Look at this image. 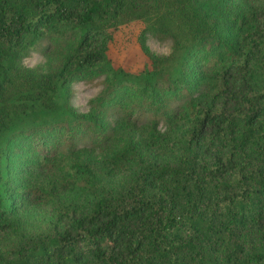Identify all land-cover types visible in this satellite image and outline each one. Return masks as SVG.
I'll list each match as a JSON object with an SVG mask.
<instances>
[{
    "label": "trees",
    "instance_id": "obj_1",
    "mask_svg": "<svg viewBox=\"0 0 264 264\" xmlns=\"http://www.w3.org/2000/svg\"><path fill=\"white\" fill-rule=\"evenodd\" d=\"M131 20L137 72L107 54ZM95 74L87 111L29 119ZM0 264H264V0H0Z\"/></svg>",
    "mask_w": 264,
    "mask_h": 264
},
{
    "label": "rangeland",
    "instance_id": "obj_2",
    "mask_svg": "<svg viewBox=\"0 0 264 264\" xmlns=\"http://www.w3.org/2000/svg\"><path fill=\"white\" fill-rule=\"evenodd\" d=\"M142 28L139 20H131L110 29L112 38L108 43L107 54L115 67H121L129 72H137L143 68L144 54L141 52L137 36ZM146 43L157 54H166L170 51L171 41L168 38L147 35ZM47 41L39 42L36 47L22 57V65L38 73L49 72L59 62V57L52 52L53 46L45 48ZM52 48V49H49ZM105 74L81 75L70 81L68 89L60 85L56 98L58 104L55 108L40 114L36 110L29 117L30 120H39L44 116L53 118H69L71 113L67 105L76 108L77 112L87 111L92 100L104 89ZM117 114V115H116ZM109 114L108 119L113 123L118 119L119 113ZM118 116V117H117ZM161 121L158 128L163 129ZM76 140V141H75ZM74 142L77 147L92 145L91 138L86 133L80 132ZM98 151V148L95 149Z\"/></svg>",
    "mask_w": 264,
    "mask_h": 264
}]
</instances>
